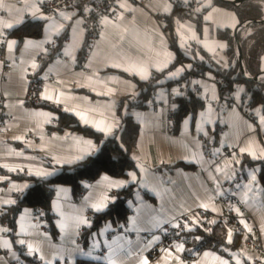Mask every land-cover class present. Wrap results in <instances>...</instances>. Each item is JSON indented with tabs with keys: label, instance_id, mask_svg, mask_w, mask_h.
Segmentation results:
<instances>
[{
	"label": "crops",
	"instance_id": "0c3cea01",
	"mask_svg": "<svg viewBox=\"0 0 264 264\" xmlns=\"http://www.w3.org/2000/svg\"><path fill=\"white\" fill-rule=\"evenodd\" d=\"M40 1L28 0V4L39 3L40 6ZM85 2L86 0H78L75 7L62 9L52 15L45 14L42 10V14L52 17L51 20H39L32 17L26 10L25 0H4L5 7L0 8V20L11 22L23 17L24 22H44L41 37H25L21 44L14 30L23 23L4 30L7 34L6 40L18 41L11 51L8 50L6 42H0V99L3 97V109L8 115L7 128L0 130V177H6V179H0V202L7 199L15 200L18 194L32 185L31 181L26 179L10 178L8 172L29 175L30 170L34 172L35 169H44L56 170V174L61 167L71 165L63 162L58 164L56 162L58 159L60 161L72 159L86 147L82 143H77V138L92 140L77 132L51 131L49 127L58 118L55 108L62 111H65V107L75 108L77 111L85 112L89 119L104 120L106 123L119 126L117 107L120 100L136 93L135 78L145 80L137 72L125 71V68L147 66L150 72L148 79H150L155 72H160L154 65L169 60L165 53H171L169 67L177 57L172 47L171 30L167 22L169 14L176 4L191 6L196 15L201 12L195 0H149L145 7L129 0H122L120 10L106 17L110 22L104 23L102 34L96 40L94 47L83 54L87 43V34L82 27V22L86 18ZM80 3L83 5H79ZM165 7H170V11L165 12ZM262 7L264 10V0ZM8 8L12 11L9 12ZM213 8L219 11L213 12ZM60 12L70 14L71 19L66 20ZM209 13H212L213 18L205 20L204 17ZM201 15L203 24L200 29L194 16L180 23L185 25L180 31H177L180 25L176 28L179 44L185 50V55L193 61L177 66L159 83L177 80L193 68L196 59L205 60L199 51L196 56H193L188 50L191 44L198 45L209 54L214 68L204 75L194 76L192 80V86L204 99V108L197 115L191 114L185 117L179 129L176 130L175 120H171L170 112L177 107L173 97L181 96L183 91L180 85H175L159 88L146 108L132 110L140 131L133 151L137 169L131 171L136 173L137 180L127 184H135L133 198L129 202L133 211L127 224L128 228L134 231L135 236L133 238L109 237L116 227L111 222L105 223L88 239L83 238V232L89 227L81 225L77 229V217H86L92 225L91 212L95 211L90 207L92 203H96L104 195L113 198L117 191L124 188H109L108 182L103 177L107 176L112 180H130L129 176L114 178L103 174L99 179L85 184L86 192L81 198L75 197L68 186L61 185L57 188L52 202L56 233L49 227L47 219L38 215L36 209L25 207L17 219L16 240L11 238L9 231L0 232V264L20 262L45 264V261L38 258L39 253L35 256L29 255L27 245L20 244L19 240H25L39 247L45 260H51L53 264H78L82 259L109 264L107 259H95L97 256L108 257L109 255L117 261V264H141L143 257H147L150 264H180L175 259L176 256L180 257L183 264H219L213 256L204 257V253L210 252L223 259H229L232 253L240 252L241 249L253 258L248 261L246 257H243L245 264H264V254L253 251L246 244L243 234L236 232L234 227L226 225L227 235L228 230H232L231 244L238 239L236 246L224 248V250L228 249L225 251L226 255L218 250L205 248L194 260L189 261L184 258L186 249L183 252H176L175 246L165 249L171 250V258L166 259L165 250L156 256L151 254L160 243L165 227L176 224L181 216H191L192 223L198 220L199 224L195 226L197 227L204 226L205 223L214 224L209 221L216 223L220 221L225 211L237 212V208L239 212L252 216L249 223L245 221L242 223L247 224L251 229H257L264 240V184L259 178L258 164H249L246 160L257 162L264 159H255L249 153L240 152L241 148L248 147L250 143L255 147L258 156L260 149L264 148V124L260 121L264 111H257L261 108L260 105L252 104L250 108L247 107L250 101L245 96L243 83L236 85L232 89L234 95L229 97L230 90L221 89L215 71L229 66L226 55L228 42L219 38L217 32L220 29L234 31L240 20L234 10L217 3L216 0ZM233 17L239 21L235 27H232ZM78 21L80 23H77ZM49 24L57 26L63 24L64 28L59 32L50 31ZM188 26L191 27V32ZM246 27H241L239 32L245 31ZM193 33L196 39L191 38ZM28 39L37 42L40 46L26 49L25 42ZM60 43L61 45L58 46ZM220 44L226 47L221 48ZM209 48H213L214 51H210ZM50 54H53V59L43 67V61H39V57L42 56L44 59ZM85 54L87 57L84 60ZM33 62L38 67L33 68ZM117 63L123 66H112ZM7 64L10 71L5 74ZM188 65L191 67L189 68ZM87 68L90 72H86ZM179 68H184V71L178 76L169 75ZM261 71L264 72V54L261 57ZM36 76L45 80L39 96L41 97L45 88L53 94L63 92L61 105L57 106L51 101H47L49 105L42 106L29 104L28 87L30 81ZM260 78H264V75ZM109 89L114 90L111 95H102ZM241 89L243 90L240 91ZM40 112L51 113V122H46L44 117L35 115ZM201 113L204 115L201 116ZM78 119L80 120L79 117ZM80 122L85 125L82 121ZM86 126L93 128L91 125ZM118 126L113 129V133ZM27 132L39 138L40 141H25L24 135ZM16 137L23 139H16ZM92 141L97 148H101L102 143ZM207 147H210V156L207 154ZM232 148L236 151L229 152ZM17 152H23V155H16ZM4 164L20 166L24 170L17 168V171H10L3 167ZM226 164L229 167L224 172L216 171L217 167L225 168ZM253 172L257 178L255 182H252ZM13 184L29 187L16 191L12 189ZM245 185L253 189L248 193L249 199L246 203L242 200L246 190ZM59 188L67 189V191H58ZM221 192L223 195H220ZM225 196L236 198L238 203L232 204L224 199ZM85 197L88 199L86 200ZM57 202L60 205L59 212L55 210ZM202 203L212 204L217 211L199 207ZM8 206L10 205L0 203V227L3 228H8L7 223L3 224L4 221H1L4 209ZM202 209L212 213L208 220H202L199 213ZM21 216L24 217L23 221ZM133 217H135V224L132 223ZM21 223L25 228L23 232L20 230ZM61 223L65 224L64 228H61ZM108 225L110 227L104 231ZM184 231L189 230L184 227ZM143 232H147V235H142ZM154 237H159V240H154ZM4 240L10 241V248L3 247ZM94 240L100 242L99 247H92ZM77 246L80 252L77 251ZM21 249L28 256L25 260H23ZM82 252H90L91 256L83 255ZM230 264H235V260L232 259Z\"/></svg>",
	"mask_w": 264,
	"mask_h": 264
},
{
	"label": "trees",
	"instance_id": "16d2710c",
	"mask_svg": "<svg viewBox=\"0 0 264 264\" xmlns=\"http://www.w3.org/2000/svg\"><path fill=\"white\" fill-rule=\"evenodd\" d=\"M263 0H245L241 3H224L216 0L217 3L232 9L236 12L240 22L247 19H263L264 10L262 7ZM79 5H83L80 3ZM191 6L176 4L173 11L168 16V25L171 30L172 47L177 53L174 62L163 72H155L148 80L136 79V93L133 96H127L120 100L117 107V116L119 119L118 129L112 135H105L95 131L93 128L83 125L74 114L55 108L58 112V118L49 128L51 131H72L84 135L97 143H102L101 148L94 156L88 158L87 161L71 164L61 167L58 172L48 177L46 180L35 175L9 173L12 179L29 180L32 185L25 191L21 192L15 198L16 203L4 209L1 221L7 223L9 235L15 241L17 231V219L21 211L25 207L34 209H44L46 219L51 230L56 233L54 227L55 215L52 210V202L56 196L57 188L61 185L71 188L75 197L81 198L86 192L85 184L87 182L99 179L103 174H107L114 178L126 177L128 173L137 169V161L133 156V151L137 144L140 126L135 120L132 110L135 108H146L151 100L155 97L159 88L163 86L172 87L180 85L183 93L181 96L173 97L177 107L175 109L176 119L174 128L179 129L182 121L188 115H197L205 105L204 99L199 92L192 86L194 76L204 75L208 70L214 69L211 57L201 47L195 44L188 46L191 55L196 56L197 51L201 53L205 60L196 59L193 68L174 81L159 83L166 74L177 66L193 61L185 55V50L181 47L176 34V28L180 23L189 17H195L198 28L200 29L203 20L202 13L197 15ZM179 22V23H178ZM245 31L239 32L242 45L244 67L249 76H254L261 72V57L264 54V23H254L246 28ZM251 29V30H250ZM44 31V22L26 21L19 28L14 30L15 35L22 43L25 37H41ZM219 38L228 42L226 55L228 57L229 66L226 69H216L218 77L223 78L227 82V90H232L236 85L243 83L245 85V96L253 105H264V78L259 80H247L242 77L240 72L238 44L234 37L232 29H220L217 32ZM64 38V35H63ZM61 43L58 45L60 46ZM87 46V43H86ZM84 50L83 54L85 53ZM53 59V54L43 59L42 66H46ZM264 111V110H263ZM249 164L256 163L259 168V178L264 184V160L257 162L246 159ZM51 165V164H49ZM135 184H129L114 194L116 198L110 203L108 208L102 212L92 211V226L83 232V238L88 239L93 233H97L101 227L111 222L114 226L122 223H128L132 214V208L129 204L133 198ZM210 229V231H205ZM185 238H190V249L204 246L208 249L218 250L225 247H234L238 243L235 239L233 244L227 242V228L218 221L214 224L197 226L192 231H184ZM195 237H200L199 240ZM17 246H19L17 244ZM23 260L28 256L22 251ZM78 264H102L94 262L90 259H82Z\"/></svg>",
	"mask_w": 264,
	"mask_h": 264
},
{
	"label": "snow or ice",
	"instance_id": "6c2138e0",
	"mask_svg": "<svg viewBox=\"0 0 264 264\" xmlns=\"http://www.w3.org/2000/svg\"><path fill=\"white\" fill-rule=\"evenodd\" d=\"M210 3H211V0H209V4ZM25 4L27 5L26 10L30 13V15L32 17L37 18L39 20H51L52 19V17L42 14V9L39 6V3L28 4V0H25ZM3 7H5L4 0H0V8H3ZM121 7H124V5H121ZM7 10L9 12L12 11L11 8H8ZM86 10H88V9H86ZM17 11H20V10H17ZM164 11L165 12L170 11V7H165ZM216 11H219V9L213 8V12H216ZM60 15L63 16L66 20L67 19H71V15L70 14H67V13H64V12H60ZM212 18H213L212 17V13H209L207 16L204 17L205 20H211ZM233 20H234V22L232 23V27H235L236 23H239V21H236L234 17H233ZM102 22L107 24L110 21H108L107 18H104V20ZM22 23H24V18L23 17H20L19 19H16L15 21H11V22L0 20V42H6L7 48H8L9 51H11L15 47V45L17 44L18 41L15 40V39L6 40L5 38H6L7 34H6V32L4 30L12 29L16 25L22 24ZM77 23H80V22L78 21ZM184 27H185V25H180V28H178L177 31H180V29L184 28ZM63 28H64L63 24H60L58 26L54 25V24H49L48 25V29L50 31L54 30L56 32H59ZM188 29H189L190 32L192 31L190 26H188ZM73 34H75V29H73ZM181 35L183 36V33H181ZM191 38L192 39H196V36H195L194 33H193ZM182 43H183V40H182ZM38 46H40V45L37 42H35V41L31 40V39H28L25 42V48L26 49H29V48H32V47H38ZM205 46L207 47V45H205ZM219 47L223 48V47H226V45L220 44ZM209 50L210 51H214L213 48H209ZM165 55L167 57H169V60H167L165 62H162V63H156L154 65V67L160 72H163L164 69L168 67V63H170V58L172 57L171 53H165ZM112 66L113 67H122L123 65L117 63V64H113ZM32 67L36 68V67H38V65L35 64V62H33ZM188 67L190 68L191 65H188ZM125 71H135L141 76L142 79H145V80H147L149 78V75H150V72H149V69H148L147 66L129 67V68H125ZM183 71H184V68H179L175 72L169 73V75L170 76H178ZM89 79H91V78H89ZM197 83H199V82L197 81ZM93 90H95V89H93ZM242 90L243 89H241L240 91H242ZM113 91H114L113 89H109L107 93H102V95L103 94L111 95ZM237 95H238V93H237ZM63 96H64L63 92H59L57 94H53V93H50L47 88H45L44 92L41 94V98L42 99H44L46 101H51L54 104H56L57 106H59V105H61L63 103V101L61 99V97H63ZM213 98L215 99V96H213ZM21 103H23V102L21 101ZM64 110L67 111V112L74 113L75 116L79 117L80 121H82L85 125H91L97 131H99L101 133H104L106 135H112L113 134V129L118 126V125L113 124V123H106L104 120L96 121V120H93V119H89L88 115H86L85 112L77 111L75 108L65 107ZM261 110H264V105H262L260 109H257L258 112L261 111ZM35 115L44 117L46 122H49V123L51 122V119H52V114L51 113L40 112V113H35ZM203 115L204 114L201 113V116H203ZM260 121H261L262 124H264V115H262L260 117ZM185 123L187 124V121H185ZM66 137H67V134H66ZM16 139H23V138L22 137H16ZM77 143H82V144L86 145V147L81 149L80 153L78 155H75L72 159H69V160H66V161H60L58 159L56 162L58 164L62 163V162L63 163H68V164H78V163L87 161L89 157L94 156L96 154V152L99 151V148H97L96 144L92 140H84L83 138H77ZM240 152L241 153H249L255 159H264V148L260 149V154L258 156L257 152L255 150V147L251 143L249 144L248 147L241 148ZM16 155H23V152H17ZM236 162L239 163V161H236ZM3 167L8 168L10 171H17V168H19V170H21V171L24 170L20 166L13 167V166H10L8 164H4ZM227 167H229V165H227V164L225 165V168L217 167L216 171L217 172H224ZM55 172H56V170L47 171V170H44V169H35L34 172L30 170L29 171V175L34 174L35 176L46 180L48 177H51V176L55 175ZM128 176L130 177V180H112V179H110L107 176L103 177V179L108 182V187L109 188H117V189H119V188L125 187L128 183L135 182L137 180V176H136L135 172H129ZM228 178H231V177H228ZM0 179H6V177H0ZM256 179H257L256 175L253 172V174H252V182H255ZM27 187H29V186L28 185H23L21 187V186L15 185V184L12 185V189H14L16 191H22L23 188H27ZM217 187H219V185H217ZM237 187H240V185H237ZM244 187H245L246 190L244 191V193L242 195V200L246 203L248 201V199H249L248 193L253 191V189L249 185H245ZM58 191L65 192V191H67V189L59 188ZM220 195H223V193L221 192ZM85 199L87 200L88 197H85ZM115 199H116L115 197L109 198L107 195H104L96 203H92L90 205V207L93 208L96 212H102L105 209H107L109 204L114 202ZM0 203H3L4 205H11V204H15L16 201L13 200V199H7V200H3ZM199 207H202V208H205V209L211 208L212 211H217V209L212 204H204V203H202V204L199 205ZM231 207L232 206L230 205V208ZM55 210L58 211V212L60 211V205H59L58 202L55 204ZM236 211L239 212V209L237 208ZM27 212H28V210L26 209L25 213L27 214ZM61 215H63V212H61ZM23 219H24V217L21 216V221H23ZM132 223L135 224V217L132 218ZM209 223H215V221H209ZM198 224H199V221L195 220L192 223V225L189 226V223L186 221L185 224H184V227L187 228L189 231H192V228H194ZM81 225H86L89 228L92 226L90 221L86 217H82V216L81 217H77V223H76L77 229ZM64 227H65V224L61 223V228H64ZM108 227H110V225L106 226L104 231H107ZM174 227L175 228H180L181 225L177 223V224L174 225ZM245 227L248 228L249 232L251 231V228H249L247 224H245ZM20 230H21V232L25 231L23 223H21ZM8 231H11V230L8 229V228L0 227V232H8ZM205 231H210V229H205ZM195 239L199 240L200 237H195ZM154 240H159V237H154ZM18 242L20 244H22V245H24V244L27 245V249H28V254L29 255L35 256V255H37V253H39V257L38 258L41 261H45V264H53V261L45 260V257H44V255H43V253H42V251H41V249L39 247H36L32 243H28L25 240H19ZM227 242L229 244H231V242H232V230L231 229L228 230ZM99 245H100V242L94 240L92 247L93 248H97V247H99ZM3 247L10 248L11 247L10 241L4 240L3 241ZM109 249H111V245H109ZM175 250H176V252H183L185 250L184 244L183 243L175 244ZM227 250L228 249H225V251H227ZM77 251L78 252L81 251L79 249V246H77ZM165 251L167 252L166 259L171 258L172 257L171 250L169 249V250H165ZM81 254L91 256L90 252H82ZM209 256H213V258L215 260H217L219 262V264H230V261L232 259L235 260V264H245V260L243 259V257H246V259L248 261H251L253 259L251 256L247 255V253L244 252L243 249H241L240 252L232 253V255H231V257L229 259H223V258H221L219 256H215L213 253H210V252H205L204 253V257H209ZM95 259L96 260L107 259V260H109V264H117V261L115 259H112L111 255H109L108 257L97 256V257H95ZM175 259L177 261H179L180 264H183V262L180 261V257L179 256H176ZM141 264H150V262H149L147 257H143L142 260H141Z\"/></svg>",
	"mask_w": 264,
	"mask_h": 264
},
{
	"label": "built area",
	"instance_id": "2783aa9c",
	"mask_svg": "<svg viewBox=\"0 0 264 264\" xmlns=\"http://www.w3.org/2000/svg\"><path fill=\"white\" fill-rule=\"evenodd\" d=\"M78 0H41L40 7L45 14L52 15L62 9H69L76 6ZM122 0H86L85 2V14L86 18L82 22V27L85 33L87 34V46L86 51L94 47L96 40L101 36L103 31L104 23L102 22L104 18L114 15L117 11L120 10V2ZM132 3L145 7L148 4L149 0H129ZM88 9V10H86ZM86 55V54H85ZM87 55L85 56L84 60L86 59ZM39 61H43V57H39ZM80 68V66H79ZM10 71L9 64L6 65L4 73L7 74ZM86 72H90V69L87 68ZM218 83L222 90H227V82L218 77ZM45 84V80L39 76H36L34 79L30 81L28 92H27V101L29 104L34 106H42V105H49V102L42 99L39 95L40 92ZM234 95V91H228V96L232 97ZM252 105L251 102H248L247 107L250 108ZM3 105V97L0 99V130H4L7 128L8 124V115L4 111ZM171 120L176 119L175 109L170 112ZM25 141H40L39 138L35 137L30 132H27L24 135ZM209 148L207 147L208 156H210ZM236 150L232 148L229 152H235ZM92 182V181H91ZM225 200L230 201L232 204H237L238 200L236 198H228L224 197ZM38 215L45 219L46 212L44 209H36ZM200 216L203 221L208 220L212 213L208 210H200ZM244 212H233V211H225L220 218V221L230 227H234V230L238 233H241L245 236L246 244L255 252H260L264 254V240L260 235L259 231L255 228L249 230L245 227L242 223L243 221L249 223L252 220V216L250 214H243ZM92 217V215H91ZM92 220V218H91ZM188 222L189 225L192 223V218L189 215H183L178 220L177 223L181 225L180 228H175L174 225L166 226L162 232V239L160 243L152 250L151 254L153 256L159 255L162 251L167 248H173L177 243H183L184 248L186 249L184 258L186 260L192 261L198 255H200L204 250L205 247H198L190 249V238H185L184 233V224ZM6 222H3L5 224ZM176 223V224H177ZM142 235H147V232L141 233ZM113 236H128L133 238L135 236L134 231H131L128 228L127 223H122L116 226L112 232L110 233L109 237ZM218 251L222 254L226 255L224 249L220 248ZM230 258V257H229ZM232 262V260H231ZM18 264H23L22 262Z\"/></svg>",
	"mask_w": 264,
	"mask_h": 264
},
{
	"label": "water",
	"instance_id": "95a60500",
	"mask_svg": "<svg viewBox=\"0 0 264 264\" xmlns=\"http://www.w3.org/2000/svg\"><path fill=\"white\" fill-rule=\"evenodd\" d=\"M196 1V4L198 5V9L200 11H204L208 8H210L212 6V4L214 3L215 0H211V3L209 4V0H195ZM224 3H234V4H237V3H241L245 0H220ZM254 23H264V18L263 19H247V20H244L242 22H240L238 24V26L234 29V37L237 41V44H238V57H239V65H240V72H241V75L243 78L247 79V80H254V81H257L259 80V78L264 75V72H260L259 74H256L254 76H249L247 73H246V70H245V67H244V57H243V51H242V45H241V41H240V36H239V29L243 26H249L251 24H254Z\"/></svg>",
	"mask_w": 264,
	"mask_h": 264
}]
</instances>
